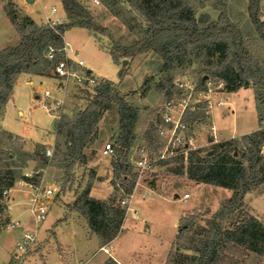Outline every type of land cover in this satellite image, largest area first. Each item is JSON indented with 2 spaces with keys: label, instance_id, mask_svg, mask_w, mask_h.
<instances>
[{
  "label": "rangeland",
  "instance_id": "1",
  "mask_svg": "<svg viewBox=\"0 0 264 264\" xmlns=\"http://www.w3.org/2000/svg\"><path fill=\"white\" fill-rule=\"evenodd\" d=\"M82 1L88 2L96 23L107 27L114 39L124 45L142 39L149 28L147 18L132 8L126 0H98V3L94 0ZM187 2L191 7L193 20L199 26L222 23L226 17L238 25L251 53L253 63L264 69V41L257 36L251 24L250 0H187ZM28 3L24 0H10V2L0 0V48L13 46L19 41V34L12 22L15 15H18V19L24 14L30 15L39 19L37 24H45L43 18L46 15L51 16L50 9L53 5L58 8L57 15H59L58 0H35L29 5ZM27 5L29 8L26 12ZM259 15L261 19H264V0L261 2ZM64 39L71 45V49L77 51L76 59H83L85 65L113 80L114 91L121 93L128 102L138 108L134 128L136 137L129 149V161L133 155V148L140 144L142 139L151 140L153 138V120H158L157 112L163 110L164 103L190 93L189 87L201 84L202 79H205L204 86L211 89L212 101L219 98L228 101L224 106L213 107L208 117L200 119L194 126L203 153L210 149L212 143L239 139L242 133H250L257 127L258 117L255 110L253 87L251 85L242 86L235 91H228L224 80L217 76H208L207 71L216 69L219 63L217 53L207 56L205 50L189 52L185 61L166 74L157 69L159 61L151 51L127 58V64L121 66V62L120 64L115 62L108 53L111 42L104 35L89 34L83 28L73 27L64 32ZM221 39L230 49L229 35L223 34ZM120 69H122L121 73L118 74ZM168 76L171 77V82L161 89L160 85L166 83ZM31 79V84L21 82L13 89L15 106L11 104L7 108L2 125L4 129L11 132H25L32 140L47 141L49 143L45 146L53 150L57 142L58 146L43 169L41 179L43 184L52 182L59 184L60 192L50 202L46 219L37 226V244L30 253L31 257H36V259L27 258L22 264H61L62 258L71 259L73 264L79 261L99 264L106 254L99 250V240L90 232L84 216L69 212L65 205L57 200L62 199L71 203L73 197L87 184L91 185L90 191L96 198L106 196L108 198L115 188L121 186L118 179L115 180L116 185L111 184L113 156L101 154L105 143L112 141L114 146L116 145L117 106L111 103L110 108L101 111L94 135L84 150L88 161L86 163L76 162L72 168L68 169L64 166L66 158L63 140H56L53 129L55 120L60 115L71 118L78 110L83 109L91 99L93 86L106 78L96 77V83L87 87L76 84L72 79L62 85L57 78L53 77L33 76ZM175 82L183 86L179 87ZM45 90H48L50 95L45 96ZM62 98L64 100L56 106V117L53 118L51 116L54 114L53 111L47 108L53 106L54 99ZM224 108L229 110L228 114L223 113ZM18 110L23 112L21 116ZM52 120H54L53 127H51ZM212 124L215 126L214 133L210 128ZM1 130L0 128L1 145L13 144L22 146L26 150L34 149L32 142L22 136L20 139L3 138ZM261 149L264 151V144ZM177 165L173 162L159 165L153 171L142 174L139 183L133 187H136V190L130 207L136 211V216H133V212L128 209L126 225L133 228L134 246L136 249L142 247V254L146 249L159 254L168 248L177 231L180 214L192 208L181 216H192L194 225L204 224V220L219 207L224 197L231 193L229 189L223 187L193 184L185 174H174L171 171ZM34 166L35 162L29 161L23 168L24 173L30 172L33 175ZM133 171L135 172L134 168ZM147 189L167 197L154 193L147 194ZM117 191V200L130 197L125 195L121 188ZM142 193L143 198H141ZM184 193L189 194L187 199L182 198ZM175 194L177 197H174ZM245 201V210L257 217L264 225V183L248 192ZM12 206L11 217L6 207L5 210L0 211V218L3 220L6 217L17 219L29 228H34L35 225L27 210L26 202L20 206L18 213L14 211L13 203ZM236 219L237 215H233L223 222V226L231 227ZM87 230L92 236H89ZM17 237L16 231L8 233L0 229V263L9 258L8 247L13 246ZM89 238H91L90 241H88ZM187 245V243L178 241L174 246L175 253L192 255L193 251L183 248ZM123 253L126 256L129 255L125 250ZM231 256L232 259L238 261V264H264V255L251 252L243 247Z\"/></svg>",
  "mask_w": 264,
  "mask_h": 264
},
{
  "label": "trees",
  "instance_id": "2",
  "mask_svg": "<svg viewBox=\"0 0 264 264\" xmlns=\"http://www.w3.org/2000/svg\"><path fill=\"white\" fill-rule=\"evenodd\" d=\"M262 1L250 0L249 18L257 36L264 41V19L259 15ZM126 2L149 21V28L143 38L128 45L114 39L107 27L96 23L86 1L60 0L65 21L52 26L37 24L26 14L20 19L15 15L12 22L20 41L16 45L0 49V116L19 74L55 77V64L65 56L64 32L79 27L94 35L106 36L111 42L107 51L118 64L122 59L151 51L159 61L157 69L166 74L185 61L189 52L205 50L207 56L217 53L219 63L216 69L207 71L208 76H217L224 80L228 91L251 85L254 89L258 120L264 121V69L253 63L238 25L226 17L222 23L199 26L193 20L187 0ZM223 34L229 35L230 49L221 39ZM49 46L53 48L52 59L47 57ZM201 81L198 85L200 88L204 87L205 79ZM170 82L171 77L168 76L166 83L160 85V88ZM113 86L109 79L99 81L93 86V94L85 107L71 118L60 115L53 127L56 140L62 139L65 147L64 166L70 169L76 162L88 161L84 150L94 135L101 111L110 108L111 103L117 106L118 135L111 162V184L116 185L115 180L118 179L121 186L115 188L106 200H101L90 195L91 185L87 184L67 205L69 210L84 216L90 232L97 236L100 246L108 244L118 235L126 215L125 208L120 204L121 199H116L117 190L121 188L125 195H129L137 176L128 160V153L136 137L134 128L138 108L121 93L114 91ZM202 116L203 112L199 109H186L182 120L192 122ZM1 135L7 140L20 139V136L4 130H1ZM263 144L264 127L260 126L241 135L239 139L212 143L210 149L204 153L203 149L198 148L189 151L186 158L179 155L160 161L161 165L171 162L178 164L171 171L174 174H185L195 183L210 184L232 191L212 215L204 220V224L194 225L192 216H180L177 234L164 264H238L231 254L240 247L264 255V225L245 210L244 202L246 193L264 183V151L261 149ZM57 146L56 142L53 151ZM45 150L46 146L42 143H36L31 151L22 146L0 144V211L6 207L3 191L11 189L17 180L31 185L39 182L49 160ZM29 161L35 162L31 177L26 176L23 171ZM233 215H237L235 222L231 227H224L223 222ZM8 220L7 217L4 220L0 218V229ZM178 241L187 243L183 248L193 251V254L175 253L174 246ZM103 264L118 263L109 257Z\"/></svg>",
  "mask_w": 264,
  "mask_h": 264
},
{
  "label": "built area",
  "instance_id": "3",
  "mask_svg": "<svg viewBox=\"0 0 264 264\" xmlns=\"http://www.w3.org/2000/svg\"><path fill=\"white\" fill-rule=\"evenodd\" d=\"M28 1V0H25ZM98 3V0H94ZM51 16H46L45 24L50 26L65 21L64 16L55 15L57 8L53 5L50 9ZM65 56L55 64L54 72L55 78L59 80L61 84L67 83L70 79L76 84L87 87L88 85L95 84L96 78L92 73H88L87 68L84 66L82 60H72L66 55V45L63 48ZM47 57L53 58V48L49 46ZM177 86L182 87L183 84L175 82ZM190 93L185 94L183 97L166 101L163 105V110L158 111V120H153L154 135L151 140L142 139L140 144H137L133 148V155L130 157V163L133 166L137 181L139 183L141 175L147 172L153 171L157 166L161 165L160 161L173 158L175 156L186 155L189 151L200 148L199 139L197 138L194 130L195 124L202 118H207L208 114L212 112L215 106H224L227 102L222 99H216L212 101L210 94L211 89L197 86H190ZM44 95L48 96L49 91L45 90ZM60 104V101L55 99L53 101V110L55 112L56 106ZM188 109L194 111L199 109L203 112V116L192 121L182 120L184 111ZM56 117V114H53ZM59 117V116H58ZM213 133L215 132V126L210 125ZM53 149L46 147L45 155L47 157L52 156ZM114 144L112 141L105 143L102 146L101 154L103 156H113ZM26 176L31 177L32 173L26 172ZM43 180L40 178L37 184L31 185L32 191L28 198L27 210L33 219L34 228H29L26 224L20 220L9 219L1 226V229L6 232L18 233V237L9 249V258L2 264H22L29 257L31 251L37 244L36 229L39 223L43 222L48 214L49 204L54 197L60 192V185L56 182L50 184H43ZM134 191L127 195L129 198L120 200L121 206L125 208V214L130 209L133 212V216H136V211L132 210L130 205L134 201L136 187ZM10 189L3 191L4 198L8 196ZM147 194L151 192L147 189ZM144 194H141V198ZM189 197L188 193L182 195L183 199ZM5 203V202H4ZM5 206L8 209V205ZM5 207V208H6ZM83 264V263H79Z\"/></svg>",
  "mask_w": 264,
  "mask_h": 264
},
{
  "label": "crops",
  "instance_id": "4",
  "mask_svg": "<svg viewBox=\"0 0 264 264\" xmlns=\"http://www.w3.org/2000/svg\"><path fill=\"white\" fill-rule=\"evenodd\" d=\"M25 1V0H24ZM35 0H28V1H25V2H29L28 5L30 3H33ZM59 3H60V0H58ZM86 4L88 5V2H86ZM27 5V8H25L26 12H27V9L29 8ZM60 5V12H59V16H64V12L62 10V7H61V3L59 4ZM55 6V5H54ZM56 7V6H55ZM57 8V7H56ZM58 13V8H57V12L55 13V15H57ZM30 16V15H29ZM47 16V15H46ZM45 16V18H46ZM31 17V16H30ZM35 22H38L39 19H35L33 17H31ZM45 18H43V20H45ZM84 29V28H83ZM86 30V29H85ZM88 33L90 34L91 32L88 31ZM63 39H64V35H63ZM19 41H20V36H19ZM19 41L16 43L18 44ZM64 43L66 45V55L72 59V60H82L84 66L87 68V70L90 71V73H92L94 75V77H102V78H106V79H109L108 77H106L105 75L103 74H100L99 72H95L90 66L88 65H85V61L81 58H78L76 59L75 55H77V51L74 50V49H71V45L68 44L67 42H65V39H64ZM15 44V45H16ZM1 49V48H0ZM33 76H40V77H53V76H47V75H38V74H31V73H21L18 75V77L16 78L15 80V83L13 85V88H12V93H11V96L10 98L8 99V101L6 102L5 104V107H4V111H3V114L0 116V128L4 131H7V132H10L12 134H16V135H19V136H22L24 138H26L27 140H29L30 142H32V145L33 147L35 146L36 143H42V144H47L49 142L47 141H36V140H32L29 135L27 133H21V132H11V131H8L6 129L3 128V125H2V121L4 119V116H5V113H6V110L7 108H9V106L12 104L13 106H15V100L13 98V89H15V87L23 82V83H26V84H31L32 83V77ZM55 78V77H53ZM111 80V79H109ZM113 81V80H111ZM62 85V84H61ZM66 86V85H65ZM64 87V86H63ZM49 95H50V92H49ZM55 100V99H54ZM53 100V101H54ZM60 101V104L62 102V100H64L63 98L62 99H57ZM53 101H52V104H53ZM228 102V101H226ZM231 102V101H230ZM59 104V105H60ZM49 111H53V113L57 112L56 109H55V112L53 110V106L51 105V107L47 108ZM256 110V109H255ZM22 111L21 110H18V114L21 116L22 115ZM223 113L224 114H228L229 113V110L227 108H224L223 109ZM53 116V114L51 115ZM258 117V116H257ZM54 118V116H53ZM53 121V120H52ZM51 121V123H52ZM259 125L261 126H264V121H257V127L256 129L259 128ZM30 128V127H29ZM254 129V130H256ZM253 131V130H252ZM243 134H246V133H242ZM34 142V144H33ZM28 151H31L33 149H27ZM191 181V180H189ZM193 184H204V183H195L193 181H191ZM18 186V187H17ZM31 191H32V188L30 186L29 183L23 181V180H17L15 183H14V186L9 190V193H8V196L6 198H4V202L6 203V205H8V213H9V216L11 217V209H12V203L13 205H15L14 207V211H16L17 213L19 212V209H20V206L22 204H24L26 202V205L28 206V198L31 194ZM231 191V190H230ZM91 192V196L92 197H95L92 195V191ZM150 193H154L156 195H160V196H163V197H167V196H164L163 194H159L157 193L156 191L154 190H151ZM232 193V191H231ZM231 193H229V195L227 197H224V199L228 198ZM247 194V193H246ZM245 194V196H246ZM76 196V195H75ZM75 196L73 197V199L75 198ZM245 196H244V202L245 201ZM174 197H177V195L175 194ZM96 198V197H95ZM72 199V200H73ZM97 199H101V200H106L107 199V196L106 197H103V198H97ZM10 201H12V203H10ZM57 201H60L62 202L66 209L67 208V205L70 203V201H63L62 199H59ZM72 202V201H71ZM192 209V208H191ZM189 209V210H191ZM189 210H186L185 212H183L182 214H186L187 211ZM69 212H75V213H78L76 211H72V210H69ZM80 214V213H79ZM180 214V216L182 215ZM179 216V218H180ZM179 218H178V221H179ZM126 215H125V218H124V221L122 223V226L120 228V231L118 233V235L111 241L109 242L108 244L106 245H102L100 246L99 244V250L103 251L104 254H106L105 257H102L99 264H103L109 257L112 258L116 263L118 264H164L165 261H166V258H167V255H168V252L169 250L171 249L172 245H173V242H174V239H175V236L177 234V231L172 239V241L169 243V246L168 248L163 252V253H159V254H156L155 252H153L151 249H146L145 250V253L142 254V247H140L139 249H136L135 246H134V230L131 226H127L126 225ZM178 225V224H177ZM89 236H92L91 233L89 232V230H87ZM53 233V232H52ZM36 234H37V231H36ZM47 234V233H46ZM94 234V233H93ZM45 235V234H44ZM95 235V234H94ZM96 236V235H95ZM39 237V236H38ZM97 237V236H96ZM91 238L88 239V241H90ZM49 245V244H48ZM9 247H8V251H9ZM48 250H49V247H48ZM47 250V251H48ZM127 251V254H129L128 256L124 255L123 251ZM46 251V253H47ZM44 257V255H43ZM28 259H36L35 258H32L31 255H29ZM62 262L61 264H73L71 259H61ZM7 261V260H5ZM5 261H2L0 264L4 263ZM79 263H83V264H87V261L86 262H83V261H79L77 264Z\"/></svg>",
  "mask_w": 264,
  "mask_h": 264
},
{
  "label": "water",
  "instance_id": "5",
  "mask_svg": "<svg viewBox=\"0 0 264 264\" xmlns=\"http://www.w3.org/2000/svg\"><path fill=\"white\" fill-rule=\"evenodd\" d=\"M8 2H10V0H8ZM11 16V18H12V15H10ZM127 62H128V59H122V61H121V66H125L126 64H127ZM121 70L122 69H120L119 70V72H118V74H120L121 73ZM53 124H54V120L52 121V123H51V127H53Z\"/></svg>",
  "mask_w": 264,
  "mask_h": 264
}]
</instances>
